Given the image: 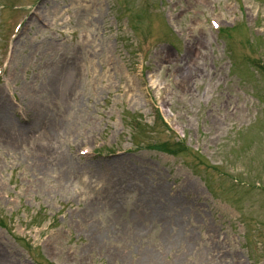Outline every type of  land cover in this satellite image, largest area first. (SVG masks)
I'll list each match as a JSON object with an SVG mask.
<instances>
[{
    "label": "rangeland",
    "instance_id": "1",
    "mask_svg": "<svg viewBox=\"0 0 264 264\" xmlns=\"http://www.w3.org/2000/svg\"><path fill=\"white\" fill-rule=\"evenodd\" d=\"M261 66L264 0H0V264H264Z\"/></svg>",
    "mask_w": 264,
    "mask_h": 264
},
{
    "label": "trees",
    "instance_id": "2",
    "mask_svg": "<svg viewBox=\"0 0 264 264\" xmlns=\"http://www.w3.org/2000/svg\"><path fill=\"white\" fill-rule=\"evenodd\" d=\"M226 31H228V30L227 29L226 30H221L220 35H222ZM232 67H233V65H232ZM260 69L264 70V66H261ZM161 148H163V147H161ZM171 152H172L171 154H175V148H174V151H171Z\"/></svg>",
    "mask_w": 264,
    "mask_h": 264
}]
</instances>
